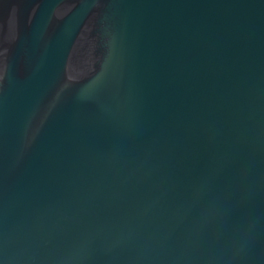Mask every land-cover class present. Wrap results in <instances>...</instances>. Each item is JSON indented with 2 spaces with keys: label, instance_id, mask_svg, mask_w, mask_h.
<instances>
[{
  "label": "water",
  "instance_id": "95a60500",
  "mask_svg": "<svg viewBox=\"0 0 264 264\" xmlns=\"http://www.w3.org/2000/svg\"><path fill=\"white\" fill-rule=\"evenodd\" d=\"M0 264H264V0H0Z\"/></svg>",
  "mask_w": 264,
  "mask_h": 264
}]
</instances>
